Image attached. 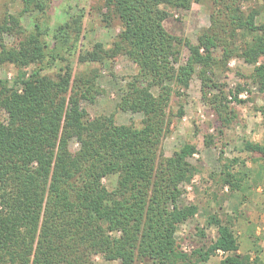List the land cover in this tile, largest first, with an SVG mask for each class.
<instances>
[{"label": "trees", "instance_id": "1", "mask_svg": "<svg viewBox=\"0 0 264 264\" xmlns=\"http://www.w3.org/2000/svg\"><path fill=\"white\" fill-rule=\"evenodd\" d=\"M52 1L20 0L18 12L6 10L0 18V65L17 69L11 81L0 79L6 113L0 121V264H95L96 254L120 264H204L218 251L220 264H263L258 254L239 252L236 213H210L215 238L190 252L178 245L177 227L198 212L197 203L179 200L197 171L188 159L197 148L186 142L168 156L161 143L171 97L183 95L194 75L213 116L208 145L236 118L223 84L212 78L214 67L241 58L264 91V0L246 8L241 0H104L96 7L99 22L119 31L108 45L96 41L88 48L79 47L83 9L50 26ZM193 2L212 8L196 42L163 24ZM33 12L27 28L21 17ZM4 34L16 42L7 44ZM182 47L188 55L180 64ZM119 55L136 73L122 86L117 108L141 113L139 124L117 123L114 113L91 116L81 106L100 92L97 66ZM71 56L85 66L76 69ZM241 90L232 95L237 102L244 101ZM258 110L264 118V104ZM244 150L261 154L254 160L263 171L264 146L245 141ZM222 162L220 185L240 191L242 200L264 184L237 169L238 158ZM108 175L116 176L110 190L103 183Z\"/></svg>", "mask_w": 264, "mask_h": 264}, {"label": "rangeland", "instance_id": "2", "mask_svg": "<svg viewBox=\"0 0 264 264\" xmlns=\"http://www.w3.org/2000/svg\"><path fill=\"white\" fill-rule=\"evenodd\" d=\"M104 0H53L49 15L50 26L63 22L68 13H76L83 9V31L79 44L80 48H88L96 41L108 45L119 31L116 26H105L99 22L96 7ZM208 3V2H207ZM261 0H241L242 7L259 5ZM21 9L20 0H0V18L4 12L15 13ZM212 8L208 4L193 2L188 10H173L171 15L163 22L165 28L178 36L196 42L197 35L203 27L209 25V14ZM36 13H24L21 23L30 28ZM262 19V15L258 17ZM7 44H14V36L4 34ZM188 55L186 47H182L180 64H183ZM72 65L80 69L85 65H79L75 56L70 57ZM62 62L56 61V70ZM97 66V65H91ZM96 84L100 92L96 94L93 102L83 100L81 106L91 115L114 113L117 123L139 124L142 114L139 112L122 111L117 108L121 88L125 81L136 73L135 64L126 56L119 55L114 60L98 65ZM253 66L245 63L241 58H230L226 66L218 65L213 68L212 78L215 82L223 84L227 92V103L236 113L235 120L223 128V132L215 140L214 145L206 143V134L213 133V116L209 105L205 102L201 92L200 79L194 75L183 95H173L170 100L169 132L163 138L161 147L165 155H172L186 142L194 144L197 152L189 157V161L196 165L197 171L190 183L183 184V193L180 203L194 202L198 204V212L187 221L181 223L175 232L178 245L190 252L193 248L206 243L216 236V227L207 223L210 213L220 215L236 213L238 216L236 231L240 251L258 254L264 262V184L260 185L242 200L240 191L228 192L227 186H221L219 172L223 159L238 158L237 169L254 173L257 179H264V170H260V153L250 154L244 150L245 141L259 143L264 146V118L258 108L264 104V91H260L258 85L250 78ZM17 69L12 64L0 65V79L12 80ZM242 90L238 98L244 100L237 102L232 98L237 86ZM156 93L157 88L152 89ZM215 89L212 90L214 92ZM229 96H231L229 98ZM181 111V113H179ZM6 117L4 110L0 108V121ZM76 147V144L73 145ZM264 165V162H263ZM107 189H112L116 183L115 175L103 178ZM202 230L204 236L200 235ZM223 254L216 252L211 255L204 264H220ZM95 264H120L118 260H106L100 254L93 256ZM264 264V263H263Z\"/></svg>", "mask_w": 264, "mask_h": 264}, {"label": "crops", "instance_id": "3", "mask_svg": "<svg viewBox=\"0 0 264 264\" xmlns=\"http://www.w3.org/2000/svg\"><path fill=\"white\" fill-rule=\"evenodd\" d=\"M239 248H240V245H239ZM239 252L244 253V252H249V251L248 250H246V251H240V249H239Z\"/></svg>", "mask_w": 264, "mask_h": 264}, {"label": "built area", "instance_id": "4", "mask_svg": "<svg viewBox=\"0 0 264 264\" xmlns=\"http://www.w3.org/2000/svg\"><path fill=\"white\" fill-rule=\"evenodd\" d=\"M231 96H229V98H230ZM218 252H220V253H222L221 251H218Z\"/></svg>", "mask_w": 264, "mask_h": 264}]
</instances>
